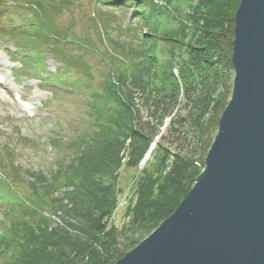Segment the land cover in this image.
<instances>
[{"label":"trees","instance_id":"obj_1","mask_svg":"<svg viewBox=\"0 0 264 264\" xmlns=\"http://www.w3.org/2000/svg\"><path fill=\"white\" fill-rule=\"evenodd\" d=\"M172 1L150 0L148 10L144 5L134 6L132 18L147 29L140 40L145 48L135 51L136 57L118 73L112 69L104 95L94 92L85 128L66 143L72 152L69 157L61 153L65 141L53 138L49 145L58 157L52 169L25 175L9 167L3 173L4 186L12 191L24 178L31 179L25 184L33 196L25 197L17 190L16 199L6 205L4 214L10 221L0 229V255L5 258L1 264H115L126 255L137 232L150 235L194 186L230 100L233 31L241 0H197L186 11H174ZM46 3H11L10 10L28 12L38 21L34 26L40 33L27 35L35 41L23 42V48L39 49V42L43 43L69 66L73 58L65 60L61 43L79 42L50 30L52 9L45 10ZM165 23L173 26L163 27ZM15 39L22 40L17 35ZM160 42L170 52L186 46L189 62L179 67L162 63L156 50ZM51 82L69 89L68 83L55 78ZM182 97L187 100L185 116L179 112ZM210 108L214 115L206 118ZM145 113L148 118L143 117ZM158 138L153 159L138 170L131 194L123 196L116 179L125 154L126 167L137 170ZM4 154L9 158L7 151ZM122 200L127 202L121 209L124 222L110 226Z\"/></svg>","mask_w":264,"mask_h":264},{"label":"rangeland","instance_id":"obj_2","mask_svg":"<svg viewBox=\"0 0 264 264\" xmlns=\"http://www.w3.org/2000/svg\"><path fill=\"white\" fill-rule=\"evenodd\" d=\"M11 1L22 3L26 0H0V34H2L0 35V74L7 78L8 87L13 88L9 96H5L3 89H0V97L3 95L6 98L5 103L0 99V149L9 154V159L5 160V156L0 153V170L6 172L9 168L7 166H10L12 169H20L25 175H35L42 170L52 169L58 157V152L49 145L50 139H63L65 145H62L61 153L66 158L69 157L72 152L67 148L66 143L76 131L82 132L85 128L90 114L89 102H92L94 92H101L104 95L107 89V78L112 69L116 68L118 73L121 66L127 65L136 57L135 51L145 48L140 40L142 33H146L147 29L143 28V22L132 19L135 8L131 2H127L130 4L124 7V4H104L103 0H47L45 10L52 9L49 14L50 30L61 38L82 44L81 46L79 43H61L65 60L72 57L74 61L73 64L64 66L62 62L54 59L49 48L42 49L43 43L40 42L39 49L26 47L21 50L20 55L15 52V43L18 45L21 40H15L9 35L10 33L21 39L25 38V42L33 43L34 38L29 39L26 36L36 37L35 35L40 31L34 26L38 24V21L34 20L36 17L30 16L25 11L17 14L14 10L8 9ZM196 1L173 0L171 7L174 11L176 9L186 11ZM51 2L53 6L50 8ZM148 3L146 1L143 4L147 10ZM20 14L25 18L20 17ZM169 26L172 27L173 24L163 25V27ZM5 30L8 31L4 32ZM21 32L22 34L19 35ZM170 49L164 43H158L156 50L162 63L167 65L172 62L174 66L179 67L180 63L182 65L185 61L189 62L186 46L172 52ZM40 52L43 54L39 55ZM77 59L83 61V64L78 65ZM25 61L26 67H22V62ZM28 69L31 72H28ZM174 75L177 76L178 72L174 71ZM52 77L60 83H68L69 89L51 86ZM233 79L230 94L233 89ZM17 103L29 110L23 112L20 107H17ZM211 110L210 108L206 118L214 115ZM187 111V100L182 97L179 112L185 116ZM148 116L147 113L143 115L145 118ZM169 122L168 119L166 127ZM215 135L216 133L214 137ZM158 140L159 138L157 142ZM151 153L146 155L137 170L126 167L128 158L125 154L123 169L116 179L124 191L123 196L126 193L130 195L134 190V177L138 170L142 171L147 162H151L153 159ZM2 180L3 175L0 171V229L10 221V218L4 214L7 209L5 207L7 203L16 199L17 190L25 197L33 196L29 189L30 185L25 184L31 179L24 178L22 180L24 184L20 182L16 184L15 191L1 184ZM106 181L110 182L111 178L109 177ZM124 201L122 200L114 210L109 221L110 226H120L124 222L125 212L121 211L127 205V203L123 205ZM148 236L147 233L137 232L132 237L133 242L125 250V254L132 251ZM120 243L121 245L125 243L124 238L120 239ZM3 258L0 255V264L5 261Z\"/></svg>","mask_w":264,"mask_h":264},{"label":"water","instance_id":"obj_3","mask_svg":"<svg viewBox=\"0 0 264 264\" xmlns=\"http://www.w3.org/2000/svg\"><path fill=\"white\" fill-rule=\"evenodd\" d=\"M230 61L233 89L204 169L172 215L115 264H264V0L240 1Z\"/></svg>","mask_w":264,"mask_h":264},{"label":"bare ground","instance_id":"obj_4","mask_svg":"<svg viewBox=\"0 0 264 264\" xmlns=\"http://www.w3.org/2000/svg\"><path fill=\"white\" fill-rule=\"evenodd\" d=\"M8 87V86H7ZM4 88V89H6V92H5V96H9V95H11L12 94V92H13V88ZM17 107H20L21 109H22V111L23 112H27L29 109L28 108H24V107H22L20 104H18L17 103Z\"/></svg>","mask_w":264,"mask_h":264},{"label":"built area","instance_id":"obj_5","mask_svg":"<svg viewBox=\"0 0 264 264\" xmlns=\"http://www.w3.org/2000/svg\"><path fill=\"white\" fill-rule=\"evenodd\" d=\"M126 203H127V202H126V201H124V204H123V205H126Z\"/></svg>","mask_w":264,"mask_h":264}]
</instances>
